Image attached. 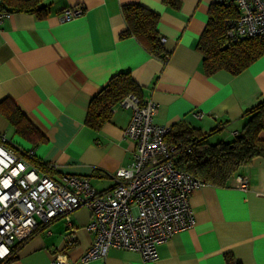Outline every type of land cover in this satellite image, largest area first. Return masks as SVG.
Masks as SVG:
<instances>
[{"label":"crops","instance_id":"obj_1","mask_svg":"<svg viewBox=\"0 0 264 264\" xmlns=\"http://www.w3.org/2000/svg\"><path fill=\"white\" fill-rule=\"evenodd\" d=\"M41 2L45 15L10 12L0 23V102H14L43 139L33 143L21 137L1 113L0 133L18 149L33 150L54 177L88 176L96 190H104L131 159L134 141L124 134L130 107L116 104L99 130L85 124L90 99L118 72H129L142 100L157 105L155 123L171 126L184 120L207 133L210 142L231 141L245 121L244 112L264 98V53L238 74L224 69L204 73L197 42L211 0H174L176 5L163 0ZM133 3L159 15L166 60L151 55L134 36H119L126 28L121 8ZM73 6H83L84 13L60 21L61 10ZM259 136L264 140V129ZM235 174L248 176L246 190L234 188L231 179L226 186L203 183L193 190V225L160 243L156 259L112 247L105 258L81 262L93 236L85 229L89 210L80 207L69 221L58 217L47 226L38 224L18 245L11 264H55L56 254L71 264H264V160L255 157ZM70 232L75 240L67 245Z\"/></svg>","mask_w":264,"mask_h":264},{"label":"built area","instance_id":"obj_2","mask_svg":"<svg viewBox=\"0 0 264 264\" xmlns=\"http://www.w3.org/2000/svg\"><path fill=\"white\" fill-rule=\"evenodd\" d=\"M211 2L234 6L236 15L225 19L232 40L264 35V0ZM83 13V6L66 7L58 19L69 21ZM6 15L8 12L0 10V23ZM120 104L131 108L124 134L134 141V151L111 175L113 185L104 190H96L88 176L54 177L32 162L33 150L18 149L0 133L1 259L11 254L15 243L29 238L38 224L47 226L58 217L69 221L70 214L80 207L89 210L85 229L93 236L79 258L81 262L105 258L112 247L134 250L143 260L156 259L160 243L193 225L189 197L203 182L174 165L180 152L190 150V142L166 140L170 126L155 123L157 105L153 101L129 94ZM231 180L234 188H248L245 174H233ZM65 239L71 245L75 235L70 232ZM53 261L71 264L60 254Z\"/></svg>","mask_w":264,"mask_h":264},{"label":"trees","instance_id":"obj_3","mask_svg":"<svg viewBox=\"0 0 264 264\" xmlns=\"http://www.w3.org/2000/svg\"><path fill=\"white\" fill-rule=\"evenodd\" d=\"M42 0H1L0 10L4 12H28L43 16L47 12ZM176 5L174 0H163ZM126 23L120 37L134 36L153 56L166 60L168 52L157 31L159 15L138 3L125 4L121 8ZM233 5L212 2L208 11V21L198 42L197 49L202 55V68L205 74L211 75L224 69L238 74L264 53V35L232 40L227 35L225 19L236 15ZM141 98V87L129 72H118L111 76L104 86L89 101L85 124L99 130L108 121L116 104L127 95ZM0 113L3 114L21 137L36 143L43 139L37 127L10 100L0 102ZM245 121L231 141L219 140L210 142L207 133H202L180 120L170 126L166 135L167 141L190 142V150L180 152L174 160L175 167L183 169L203 183L226 186L232 175L243 165L250 164L255 157L264 160V140L260 132L264 129V98L244 112ZM32 162L46 171V164L36 158ZM22 242L15 243L11 254L0 264H11L16 258V250ZM229 255L227 260L229 261ZM230 264V263H228ZM234 264H240L234 262Z\"/></svg>","mask_w":264,"mask_h":264}]
</instances>
